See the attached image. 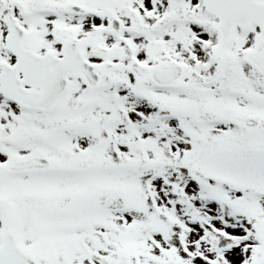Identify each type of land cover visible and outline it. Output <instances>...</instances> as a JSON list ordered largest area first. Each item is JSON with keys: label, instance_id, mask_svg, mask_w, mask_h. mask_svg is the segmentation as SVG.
<instances>
[{"label": "snow or ice", "instance_id": "snow-or-ice-1", "mask_svg": "<svg viewBox=\"0 0 264 264\" xmlns=\"http://www.w3.org/2000/svg\"><path fill=\"white\" fill-rule=\"evenodd\" d=\"M0 264H264V0H0Z\"/></svg>", "mask_w": 264, "mask_h": 264}]
</instances>
